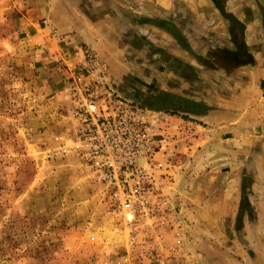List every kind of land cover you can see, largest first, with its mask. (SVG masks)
<instances>
[{
	"label": "crops",
	"instance_id": "0c3cea01",
	"mask_svg": "<svg viewBox=\"0 0 264 264\" xmlns=\"http://www.w3.org/2000/svg\"><path fill=\"white\" fill-rule=\"evenodd\" d=\"M0 16V46L41 74L65 78L87 52L163 114L170 211L134 228L136 264H264V0H0Z\"/></svg>",
	"mask_w": 264,
	"mask_h": 264
},
{
	"label": "rangeland",
	"instance_id": "374dc122",
	"mask_svg": "<svg viewBox=\"0 0 264 264\" xmlns=\"http://www.w3.org/2000/svg\"><path fill=\"white\" fill-rule=\"evenodd\" d=\"M62 66L68 76L52 79L0 46V264H136L147 240L80 164L72 119V87L86 77L125 98L95 55Z\"/></svg>",
	"mask_w": 264,
	"mask_h": 264
},
{
	"label": "built area",
	"instance_id": "2783aa9c",
	"mask_svg": "<svg viewBox=\"0 0 264 264\" xmlns=\"http://www.w3.org/2000/svg\"><path fill=\"white\" fill-rule=\"evenodd\" d=\"M93 78L72 87L80 164L107 191L112 208L129 212L130 228L158 221L169 212L154 174L159 148L153 137L162 116L125 101L100 77Z\"/></svg>",
	"mask_w": 264,
	"mask_h": 264
}]
</instances>
